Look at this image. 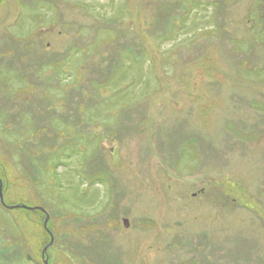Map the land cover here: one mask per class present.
Here are the masks:
<instances>
[{"label":"rangeland","instance_id":"obj_1","mask_svg":"<svg viewBox=\"0 0 264 264\" xmlns=\"http://www.w3.org/2000/svg\"><path fill=\"white\" fill-rule=\"evenodd\" d=\"M262 2L0 5L4 201L49 264H264ZM18 209L0 264H43Z\"/></svg>","mask_w":264,"mask_h":264},{"label":"water","instance_id":"obj_2","mask_svg":"<svg viewBox=\"0 0 264 264\" xmlns=\"http://www.w3.org/2000/svg\"><path fill=\"white\" fill-rule=\"evenodd\" d=\"M0 202L6 209H9V210L22 208V209H25V210H38V211H41V212L46 214V220L44 222V228L48 232V234L50 235V243H49L48 247L43 251L42 258H43V263L44 264H48L47 253L46 252L53 245V242H54L53 235L51 234V232L48 230V227H47L48 222L50 220V215L46 212L45 209L40 208V207L39 208H28L26 206H8L7 204H5L4 192H3V182H2L1 179H0ZM123 224H124L125 227H129V225H130V223H129V221L127 219L123 220Z\"/></svg>","mask_w":264,"mask_h":264},{"label":"flooded vegetation","instance_id":"obj_3","mask_svg":"<svg viewBox=\"0 0 264 264\" xmlns=\"http://www.w3.org/2000/svg\"><path fill=\"white\" fill-rule=\"evenodd\" d=\"M5 0H0V5L4 2ZM261 9L258 12V17L256 18L255 22L252 20H248V24L252 23L251 27L248 28L249 31L253 32L254 34H259V35H264V0L262 2V5L260 6ZM252 21V22H251ZM130 226V225H129ZM125 227V226H124ZM125 228H129V227H125ZM81 259V258H80ZM47 260H48V264L49 262V256L47 253ZM90 260V259H89ZM81 262L83 264H89L88 262H86V260H82ZM92 262V261H90ZM93 263V262H92ZM100 263V262H99ZM44 264V263H43ZM101 264V263H100Z\"/></svg>","mask_w":264,"mask_h":264},{"label":"trees","instance_id":"obj_4","mask_svg":"<svg viewBox=\"0 0 264 264\" xmlns=\"http://www.w3.org/2000/svg\"><path fill=\"white\" fill-rule=\"evenodd\" d=\"M110 41H113V39H110ZM98 46H100V45H94V47L93 46H89V47H93L94 49L96 48V49H98ZM88 48H86L85 49V51L87 50ZM1 179V178H0ZM2 180V179H1ZM3 181V180H2ZM6 189V187L5 188H3V192H4V190ZM9 206V205H8ZM0 207L2 208V209H5V210H9V209H6L2 204H0ZM14 210H19V209H14ZM21 210V209H20ZM37 213H39V215L41 216V218H42V222H40V225H42V227H44V221L46 220V214L45 213H43V212H41V211H36ZM47 212V211H46ZM48 213V212H47ZM49 222H50V220H49ZM49 222H48V225H47V227H48V230L50 231V228H49ZM3 230H6L7 231V233L9 234V236H11L12 237V235L10 234V229H8V228H6V227H4V229ZM45 230V229H44ZM46 231V230H45ZM47 232V231H46ZM45 232V233H46ZM51 232V231H50ZM48 233V232H47ZM51 234H52V232H51ZM48 236V241L50 240V235L48 234L47 235ZM20 239H19V237H18V241H19ZM18 243H20V242H18ZM50 243V242H49Z\"/></svg>","mask_w":264,"mask_h":264}]
</instances>
